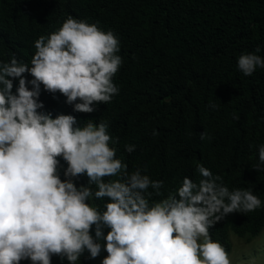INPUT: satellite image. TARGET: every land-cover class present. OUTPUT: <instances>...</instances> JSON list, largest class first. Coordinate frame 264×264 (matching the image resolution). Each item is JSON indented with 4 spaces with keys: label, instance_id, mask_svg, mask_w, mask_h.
Here are the masks:
<instances>
[{
    "label": "clouds",
    "instance_id": "9594fccd",
    "mask_svg": "<svg viewBox=\"0 0 264 264\" xmlns=\"http://www.w3.org/2000/svg\"><path fill=\"white\" fill-rule=\"evenodd\" d=\"M119 51L111 30L69 16L31 48L0 59V264H51L53 255L68 264H232L231 248L209 229L230 214L260 209L252 189H230L198 162L199 180L185 176L165 195L164 181L146 168L129 171L117 158L119 137L109 121L78 124V113L91 114L119 94L113 83L124 65ZM260 51L239 56L244 76L264 68ZM50 94L64 111L46 107ZM124 150L131 154L136 146ZM253 171H264V144ZM80 176L86 186L77 187Z\"/></svg>",
    "mask_w": 264,
    "mask_h": 264
},
{
    "label": "trees",
    "instance_id": "16d2710c",
    "mask_svg": "<svg viewBox=\"0 0 264 264\" xmlns=\"http://www.w3.org/2000/svg\"><path fill=\"white\" fill-rule=\"evenodd\" d=\"M69 16L111 30L124 61L113 77L119 94L95 104L91 114L77 112L78 124L109 121L119 137L117 158L129 171L146 168L151 179L164 181L165 195L185 176L198 181V162L230 189H252L260 209L230 214L209 231L227 251L229 233L247 241L257 235L264 227V171L253 168L264 144V68L246 77L237 60L257 47L264 57V0H0V59L31 48ZM46 102L53 114L66 109L56 94ZM201 133L210 139L201 140ZM126 144L136 150L126 153ZM75 182L86 186L87 178ZM99 256L102 261L107 253ZM51 264L68 261L53 255Z\"/></svg>",
    "mask_w": 264,
    "mask_h": 264
},
{
    "label": "rangeland",
    "instance_id": "374dc122",
    "mask_svg": "<svg viewBox=\"0 0 264 264\" xmlns=\"http://www.w3.org/2000/svg\"><path fill=\"white\" fill-rule=\"evenodd\" d=\"M246 237L229 234L232 264H264V228L256 237L245 243ZM99 264V263H97Z\"/></svg>",
    "mask_w": 264,
    "mask_h": 264
}]
</instances>
